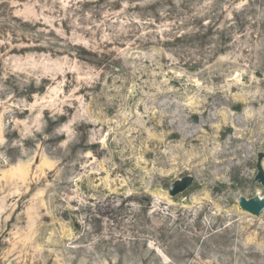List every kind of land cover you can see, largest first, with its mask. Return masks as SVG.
Returning <instances> with one entry per match:
<instances>
[{
	"label": "rangeland",
	"instance_id": "1",
	"mask_svg": "<svg viewBox=\"0 0 264 264\" xmlns=\"http://www.w3.org/2000/svg\"><path fill=\"white\" fill-rule=\"evenodd\" d=\"M260 153L264 0H0V264H264Z\"/></svg>",
	"mask_w": 264,
	"mask_h": 264
},
{
	"label": "water",
	"instance_id": "2",
	"mask_svg": "<svg viewBox=\"0 0 264 264\" xmlns=\"http://www.w3.org/2000/svg\"><path fill=\"white\" fill-rule=\"evenodd\" d=\"M263 154H259L257 167H258V174L255 178L256 182H260L264 186V168L262 164ZM194 181V177L191 175L184 176L180 179H177L169 188V194L171 196H176L190 186H192ZM239 204L242 209L249 212L250 214L260 216L264 212V196H255L252 198H246L245 196L239 197Z\"/></svg>",
	"mask_w": 264,
	"mask_h": 264
}]
</instances>
